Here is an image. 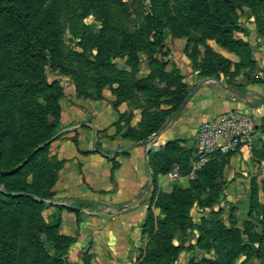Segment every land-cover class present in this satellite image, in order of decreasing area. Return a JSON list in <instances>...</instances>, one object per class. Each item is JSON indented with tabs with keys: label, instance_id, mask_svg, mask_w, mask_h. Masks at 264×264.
I'll use <instances>...</instances> for the list:
<instances>
[{
	"label": "rangeland",
	"instance_id": "rangeland-1",
	"mask_svg": "<svg viewBox=\"0 0 264 264\" xmlns=\"http://www.w3.org/2000/svg\"><path fill=\"white\" fill-rule=\"evenodd\" d=\"M127 1L132 11L129 16V28L138 34L139 63L136 68H133L126 56H119L115 61L117 67L127 69L134 75L131 76L133 82L130 84L128 99L133 101L141 115L143 111H146L145 119H149L152 114L160 117L173 106L170 99H173L174 94L172 96L165 94L169 90L180 89L179 94L185 95V101L181 104L184 106L203 81L216 80L229 88L240 90V93H245L250 83L264 84V0H256L254 7L244 4L232 11L238 24V27L233 30V35L245 40L251 48V56L245 51L242 57L225 47H223L226 50L225 53L222 52L219 50L221 45L207 37L202 21L203 0ZM208 2L215 13L229 10L224 0H208ZM46 4L55 9L62 36L61 56L56 64H53L50 59L46 64L48 79L58 78L64 88L63 80H73L72 76L75 75L80 82L79 88L83 92L88 91L90 87H95L101 79V86H107L113 91V88L118 86V82L114 80L113 70L107 67H92L86 59L75 53L83 51V47L70 39L73 32L88 37L96 52L94 41L101 26V20L88 7L87 0H48ZM151 11L160 12L165 21L163 41L160 44L148 42L151 30L147 22V13ZM9 39L11 38L7 36L6 30L0 27L2 45L6 47L10 42ZM210 47L229 57L233 62L232 65L226 70L214 72L210 68ZM90 58L94 59V56ZM235 62H239L240 65L237 67ZM148 75H150L149 79L137 82V79ZM181 88L184 89L183 92ZM158 91L165 93L158 96L156 95ZM23 116L21 118V115L16 113L14 119L12 118L14 124H22L24 120L27 125L30 124L27 118L28 113L25 112ZM122 118L125 122V132L128 129V115L125 114ZM167 120L158 131L149 134L147 139L151 140L165 126ZM258 130L257 137L251 144V153L257 168L249 174H243L242 168L232 163L229 154L213 153L209 160L197 164V148L185 146L178 139V146L173 148L174 163L170 170L177 172L172 176V189L170 191L162 189L158 179L155 186L152 183L153 172L151 173V194L147 196V214L143 222V244L137 253L136 264H153L148 263L145 255L147 248L156 247L167 240L168 236L175 246L183 249L178 253L176 250L168 252L160 259L159 264H194L204 258L219 259L221 264H264V117ZM47 155L48 157L55 155L51 147ZM152 167L155 169L154 166ZM27 179L34 192L23 190L19 192L31 194L48 203L47 200H50L52 196L44 198L39 195V191H35L44 184L40 176L37 175L36 178L30 174ZM212 180L214 186L211 185ZM24 182L22 176L10 179L0 178V191L9 193L7 187L16 184L15 186L21 188ZM176 186L191 189L187 196L191 200L189 213L195 225L189 227L186 233L181 232L177 212L174 211L175 208L180 207H177L170 198L161 199L166 204V212L157 205L159 192H171ZM14 192L17 193V191L12 193ZM0 199L5 202L11 201L1 192ZM82 205L90 204L82 202ZM180 206L187 209L186 203ZM48 207L47 204L42 209L39 219L43 217L48 223H55L59 217L58 209L50 210ZM36 216L38 215L25 216L22 222V245L26 246V243L33 241L38 251L36 255L34 253L24 255L27 264L38 263V261L40 263L54 251L50 246L44 249L41 241L32 240L29 236L30 220L35 219ZM214 222L237 226L241 234L226 237L207 232L206 237L200 240L201 231L198 225L202 224L208 228ZM42 237L47 238L45 234H42ZM73 238L71 248L65 253L67 260L76 264V261L70 257L76 243V238ZM236 249L240 252L234 258L233 252ZM0 251H2L1 248ZM3 253L4 251L0 253V256ZM93 254L91 250L83 251L80 255L83 264H85L84 259L87 258L90 264H93Z\"/></svg>",
	"mask_w": 264,
	"mask_h": 264
},
{
	"label": "trees",
	"instance_id": "trees-1",
	"mask_svg": "<svg viewBox=\"0 0 264 264\" xmlns=\"http://www.w3.org/2000/svg\"><path fill=\"white\" fill-rule=\"evenodd\" d=\"M47 1L0 0V27L5 29L7 36L11 38L9 44L3 41L7 44L6 47L0 41V178L10 179L22 176L25 180L21 188L15 184L7 187L9 193L0 191L11 200L5 202L0 199V248L4 251L3 255L5 254L4 257L0 256V264H27L24 255L38 253L33 241L26 243V246L22 245V222L24 217L30 214L38 216L30 220L29 236L32 240L41 241L44 249L50 246L54 250L44 261L31 264H72L67 260L65 252L71 248L74 241L73 236L59 232V217L55 223H48L43 217L39 219L42 209L48 204L44 199L19 192V190L34 192L27 179L28 175L32 174L36 178L37 175L40 176L44 183L35 191H39V195L44 198L52 196V188L58 178L59 169L64 163L56 154L53 157L47 155L62 114L60 100L65 94L60 80L58 78L49 80L46 73L48 59L56 64L61 56L62 42L61 26L56 11L53 6L46 4ZM224 2L229 10L215 13L211 10L208 0H203L202 21L207 37L214 39L222 47L237 52L241 57L245 51L251 56L249 44L233 35V30L238 27V24L232 11L244 4L254 7L256 0H224ZM87 3L95 16L101 20V26L94 41L96 52L88 37L73 32L70 39L83 47V51L75 53L86 59L92 67H107L113 70L114 80L118 82V86L113 88L116 94L114 104L118 105L130 97L133 74L127 69L117 67L115 59L119 56H126L133 68H136L139 63L138 34L128 25L132 12L131 5L127 0H87ZM147 20L151 30L148 42L160 44L163 41L165 27L163 15L158 11H151L147 13ZM210 51V68L214 72L226 70L232 65L233 62L229 57L211 47ZM92 55L94 59L90 58ZM235 65L238 67L240 63L235 62ZM72 77L79 88L78 77L75 75ZM149 77L150 75L139 78L137 82L147 80ZM95 87L100 94L101 88L104 87L101 86V79ZM181 91L183 92L184 89L181 88ZM179 92L180 89L169 90L167 93L158 91L156 94L158 96L164 93L168 96L174 94L173 99H170L173 106L160 117L152 114L149 119H145L147 113L143 111L139 127L130 124L132 116L130 113L127 120L128 129L124 132L125 136L134 140L146 141L149 134L158 131L169 117L181 110L185 95ZM81 93L84 92L81 91ZM25 112L28 113L27 118L30 124L27 125L25 120L22 124H14L15 114L19 113L22 118ZM125 114L121 113L120 117L122 118ZM178 143V139H173L164 145L149 148L150 164L155 167L152 173V183L155 186L158 173L171 170L174 163L173 148H176ZM216 153L232 154V152ZM210 174L213 176L212 173ZM210 179L213 178L210 177ZM211 185L214 186L213 180ZM13 191L17 193H12ZM190 191V188L181 186H176L171 192L160 191L157 202V205H160L165 212L166 204L161 201L162 198H170L177 207H180L175 208L174 211L177 212L179 228L183 233L195 225L189 213L191 200L187 195ZM184 203L187 204V209L180 206ZM58 207L63 208L64 206L59 205ZM69 208L72 209V207ZM198 227L201 231L200 240L206 237L207 232L214 233L215 236L226 237L241 234L239 227L225 225L222 222L211 223L208 228L202 224ZM42 234H45L47 238L44 239ZM182 249V247L175 246L168 236L167 240L156 247L147 248L145 255L148 263L159 264L160 259L168 252L176 250L178 253ZM31 250L33 251L30 252ZM239 252L236 249L233 257L235 258ZM248 254L250 255V252ZM84 261L85 264H90L88 258ZM194 264H221V261L216 258H204Z\"/></svg>",
	"mask_w": 264,
	"mask_h": 264
},
{
	"label": "crops",
	"instance_id": "crops-1",
	"mask_svg": "<svg viewBox=\"0 0 264 264\" xmlns=\"http://www.w3.org/2000/svg\"><path fill=\"white\" fill-rule=\"evenodd\" d=\"M219 50L226 51L221 46ZM63 84L62 114L51 150L64 163L48 208L58 209L59 232L76 238L70 256L76 264H83L80 255L86 250L94 253L93 264H136L154 170L149 160L150 146L180 139L185 146L195 148L198 125L230 108L253 113L257 133L264 117L263 83H250L245 93H240L216 80H207L151 140L139 141L125 136V122L120 117L134 111L130 124L139 125L142 115L133 101L125 99L115 105L116 94L107 86L99 94L96 87L81 93L74 79H64ZM251 144L230 154L243 174L257 168ZM173 174L158 173L162 189H172Z\"/></svg>",
	"mask_w": 264,
	"mask_h": 264
},
{
	"label": "built area",
	"instance_id": "built-area-1",
	"mask_svg": "<svg viewBox=\"0 0 264 264\" xmlns=\"http://www.w3.org/2000/svg\"><path fill=\"white\" fill-rule=\"evenodd\" d=\"M253 113L240 108L220 111L202 121L197 127V164L209 160L216 152H235L256 137ZM177 172H175V175Z\"/></svg>",
	"mask_w": 264,
	"mask_h": 264
},
{
	"label": "water",
	"instance_id": "water-1",
	"mask_svg": "<svg viewBox=\"0 0 264 264\" xmlns=\"http://www.w3.org/2000/svg\"><path fill=\"white\" fill-rule=\"evenodd\" d=\"M68 33H69L70 36H72V34L69 31H68ZM14 193H16V192H14ZM47 201L49 202V200H47Z\"/></svg>",
	"mask_w": 264,
	"mask_h": 264
}]
</instances>
